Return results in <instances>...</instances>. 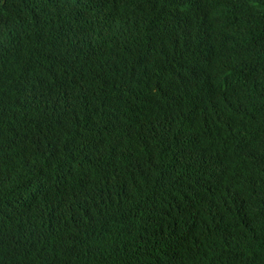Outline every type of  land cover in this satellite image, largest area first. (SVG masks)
Segmentation results:
<instances>
[{"label": "trees", "instance_id": "16d2710c", "mask_svg": "<svg viewBox=\"0 0 264 264\" xmlns=\"http://www.w3.org/2000/svg\"><path fill=\"white\" fill-rule=\"evenodd\" d=\"M14 4L0 0V264H47L51 248L31 229L45 226L57 193L58 140L82 136L91 154L132 133V153L150 127L167 142L190 124L214 130L215 165L167 199L136 179L125 156H105L96 193L114 226L108 260L264 264V0ZM42 82L73 99V120L25 148L13 122ZM28 184L44 191L34 207Z\"/></svg>", "mask_w": 264, "mask_h": 264}, {"label": "clouds", "instance_id": "9594fccd", "mask_svg": "<svg viewBox=\"0 0 264 264\" xmlns=\"http://www.w3.org/2000/svg\"><path fill=\"white\" fill-rule=\"evenodd\" d=\"M12 1L18 6L28 4V0ZM73 114V99L42 82L13 122L14 137L21 146L30 148L54 137L57 129L69 127ZM132 137V133L113 137L95 147L91 154L86 153L87 144L82 136L58 140L56 165L50 180L57 193L44 229H31L34 236L51 248L44 251L47 264H113L105 253L114 230L110 225L111 211L98 203L96 193L98 178L108 171L107 154L125 156L136 179L154 185L159 199L175 195L179 181H204L214 168L217 141L209 126L187 125L167 142L162 132L152 126L139 141L138 149L127 153L124 144ZM251 189L253 187L245 190L251 192ZM44 197L39 187L25 186L24 200L29 207H34ZM86 201L91 205L84 206Z\"/></svg>", "mask_w": 264, "mask_h": 264}, {"label": "bare ground", "instance_id": "6f19581e", "mask_svg": "<svg viewBox=\"0 0 264 264\" xmlns=\"http://www.w3.org/2000/svg\"><path fill=\"white\" fill-rule=\"evenodd\" d=\"M135 1H136V0H135ZM137 1H138V0H137ZM152 1H153V0H152ZM158 1H159V0H158ZM176 1H177V0H176ZM179 1H180V0H179ZM189 1H190V0H189ZM195 1H196V0H195ZM143 2H144V1H143ZM160 2H162V0H160ZM169 2H170V1H169ZM140 3H141V2H140ZM144 3H145V2H144ZM147 3H148V2H147ZM156 3H157V0H156ZM164 3H165V2H164ZM164 3L162 4V6L164 5ZM171 3H172V2H171ZM179 3H181V2H179ZM187 3H188V2H187ZM192 3H193V0H192ZM198 3H199V2H198ZM145 4H146V3H145ZM145 4H144L143 7H142L143 9H144ZM152 4H153V3H152ZM152 4H151V5H152ZM168 4H169V3H168ZM173 4H174V3H173ZM176 4H177V2H176ZM194 4H195V3H194ZM141 5H142V4H141ZM183 5H184V4H183ZM190 5H191V4H190ZM152 6H153V5H152ZM160 6H161V5H160ZM160 6H159V7H160ZM179 6H180V4H179ZM194 6H195V5H194ZM194 6H193V8H194ZM150 7H151V6H150ZM156 7H157V6H156ZM152 8H153V7H151V10H152ZM185 8H186V6H185ZM188 8H190V7H188ZM146 9H147V8H146ZM146 9H145V10H146ZM181 9H182V8H181ZM148 10H149V8H148ZM178 20H179V19H178ZM147 21H148V18H147V15H145L144 18H143V20H142L141 22H142V23H145V22H147ZM180 22H181V21H180ZM175 23H176V22H175ZM177 23H178V21H177ZM181 24H182V23H181ZM44 32H45V31H44ZM37 34H39V33H37ZM34 35H35V34H34ZM47 35H48V34H47ZM49 35H50V34H49ZM49 35H48V36H49ZM38 37L41 38L40 35H38ZM40 40H41V39H40ZM41 41H42V40H41ZM41 43H42V42H41ZM43 43H44V42H43ZM43 43H42V44H43ZM38 45H39V43H38ZM40 45H41V44H40ZM210 49H211V48H210ZM19 50H20V49H19ZM23 50L25 51V48L22 49V50H20V51H23ZM20 51H19V52H20ZM19 52H18V53H19ZM28 52H29V51H28ZM211 52H213V51H211ZM211 52H210V53H211ZM23 53H24V52H22V54H23ZM40 53H41V52H40ZM20 54H21V53H20ZM27 55H28V54H27ZM30 55H31V53H30ZM40 55H42V53H41ZM25 56H26V55H25ZM25 56L22 55V56H20V57H22V58H23V57H24V58H27V57H25ZM18 57H19V55H18ZM20 57H19V58H20ZM31 57H32V56H31ZM24 58H23V59H24ZM17 59H18V58H17ZM23 59H22V60H23ZM29 59H30V58H29ZM27 60H28V59H27ZM17 61H18V60H17ZM20 61H21V58H20ZM25 61H26V59H25ZM28 64H29V63H28ZM26 65H27V64H26ZM29 65H31V64H29ZM29 65H28V66H29ZM0 66H1V65H0ZM30 75H31V74H30ZM33 75H34V74H33ZM38 76H39V75H38ZM40 76H41V75H40ZM35 77H37V75H36ZM39 88H40V87H39ZM39 88H38V89H39ZM35 89L37 90V88H35ZM36 90H34V91H36ZM54 91H55V90H54ZM25 92H26V91H25ZM28 92H29V91H28ZM31 92H32V91H31ZM30 94H31V93H30ZM33 94H34V93H33ZM23 95H24V94H23ZM20 96H21V95H20ZM26 96H27V93H26ZM27 97H28V96H27ZM19 98H22V97H19ZM30 98H31V97H30ZM24 99H25V98H24ZM27 99H28V98H27ZM22 100H23V99H22ZM25 100H26V99H25ZM23 101H24V100H23ZM23 101H22V102H23ZM28 102H29V101H28ZM25 103H26V101H25ZM25 103H24V104H25ZM27 104H28V103H27ZM25 107H26V106H25ZM23 109H25V108H23ZM22 111H23V110H22Z\"/></svg>", "mask_w": 264, "mask_h": 264}]
</instances>
